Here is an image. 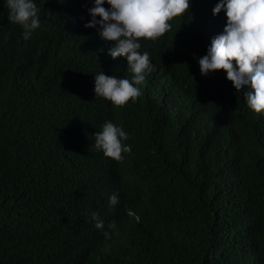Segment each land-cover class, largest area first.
<instances>
[{
	"label": "trees",
	"instance_id": "1",
	"mask_svg": "<svg viewBox=\"0 0 264 264\" xmlns=\"http://www.w3.org/2000/svg\"><path fill=\"white\" fill-rule=\"evenodd\" d=\"M33 2L25 40L0 0V264H264V112L198 62L226 27L219 0L138 40L152 69L119 107L95 93L97 74L132 77L86 27L95 0ZM108 121L122 161L94 147Z\"/></svg>",
	"mask_w": 264,
	"mask_h": 264
},
{
	"label": "clouds",
	"instance_id": "2",
	"mask_svg": "<svg viewBox=\"0 0 264 264\" xmlns=\"http://www.w3.org/2000/svg\"><path fill=\"white\" fill-rule=\"evenodd\" d=\"M111 6L105 8V0H95L90 9L93 20L86 27L100 25L99 35L106 41L115 42L109 54L115 59L124 56L131 79H118L103 72L95 75L96 96L110 100L115 106H124L142 95L138 87L145 80V74L152 69L149 54L138 50L140 38L156 39L171 30L170 20L184 14L191 8L190 0H107ZM9 20L23 28L28 40L33 31L40 27L39 9L33 0H6ZM226 12L227 24L222 34L215 36L206 55L199 59L201 73L224 70L237 91L246 85L248 106L256 113L264 112V0H219L213 14ZM99 16L100 20L95 18ZM127 133L108 121L102 131L95 134L94 147L102 150L106 157L122 161L123 153L131 152V146L123 141ZM111 205L118 203V196L109 198ZM96 227L104 230V221L93 212ZM116 223L108 229H116ZM107 238L108 231H104Z\"/></svg>",
	"mask_w": 264,
	"mask_h": 264
}]
</instances>
